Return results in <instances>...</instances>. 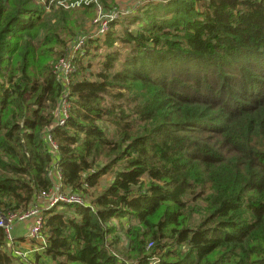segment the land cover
<instances>
[{"label": "trees", "instance_id": "obj_1", "mask_svg": "<svg viewBox=\"0 0 264 264\" xmlns=\"http://www.w3.org/2000/svg\"><path fill=\"white\" fill-rule=\"evenodd\" d=\"M73 14L0 0V215L40 206L51 264H264V0H145L105 34L96 78L64 85L50 61ZM55 172L86 205L43 210ZM121 236L130 261L104 245Z\"/></svg>", "mask_w": 264, "mask_h": 264}, {"label": "rangeland", "instance_id": "obj_2", "mask_svg": "<svg viewBox=\"0 0 264 264\" xmlns=\"http://www.w3.org/2000/svg\"><path fill=\"white\" fill-rule=\"evenodd\" d=\"M144 1L145 0H109V1H107V3H109V7H111V9L105 10L106 11L105 12V11H101L100 10L101 4L99 3V0H96V4L97 5L95 3H93L94 8L92 9L91 16H89L87 13H83V10L84 9H83V7H81V4H77V5H65V3H63V0H47V3L48 4H52L53 7H61L64 10H68V11L69 10H72V13H74L73 16L69 19V22H68L69 27L73 30L72 32H74V36L72 38H69L68 39V40H70L72 42H73V40H74V38L76 36H78V35H80L82 33H85L87 35H90L97 28V26L100 24L101 20L105 16H107L109 14H114V13L120 12V13L117 14V15H119L118 17H114L115 20H116V22H114V24L112 26H110L103 35L97 37V41H89L87 39L85 40V45H84V47L82 49V50H84L83 54H81L80 51L71 53L70 50H68L69 51V55L68 56H71V60L70 61L72 63V66L74 65V67H75L74 77H76V78H87L89 80H94L96 78L95 75L99 71V69L101 68V61L103 60V57L106 54V52L108 50H110V46L108 47L104 43V36H105V34L110 30V28H113V30H116L117 31V34H120L121 33V30L120 29H121L122 25L125 24V22L123 21L122 16H125V15H127V14L135 11V7L136 6H139V4H141ZM136 13L140 14V12H138V11H136ZM143 18H144L143 15H139V18H137L135 20V22H133L131 24H128V27L131 30H136V26L135 25L138 24V23H140L141 20L144 21ZM74 22H76V27H74V25H73ZM67 42H66V44H67ZM68 44H69V42H68ZM113 46L114 47L116 46V47L119 48L120 46H122V44L120 43L119 39H116V40H114ZM57 49H59V47H57ZM63 50L66 53L67 48L65 47V48H63ZM120 53L121 54L124 53L123 50L120 49ZM60 58H55V59L53 58L50 61L51 68L54 66V64ZM72 58H73V60H72ZM118 60H122V59L120 58ZM56 115H57V112H56ZM56 115H55V118H56ZM105 124L106 125H104V126H106V129L107 130H109V129L112 128L110 124H108V123H105ZM103 162H104V159H100L94 165V168L97 167V164H102ZM115 167H116V165L113 166V167H111L105 173L99 175L97 177V179H96L97 180L96 181V184H94L93 186H90V187H87L86 188V191L88 193L86 195H83L84 198L85 197H88V196H91L92 193H97V192L101 191L106 185H108V183L110 182V179L112 178V176L114 174L113 172L115 170ZM58 183H57V185L59 186ZM82 187H85V184H83ZM61 188H63L66 191H70V190H68L65 187H61ZM59 189L60 188H57L56 194H62L59 191ZM47 190L48 189L41 190L40 192H42V191L45 192ZM40 192L38 193V200H41L42 201L41 203H43V199L40 198ZM84 194H85V192H84ZM56 196H58V195H56ZM67 196H71L73 198L76 197L71 192H69L67 194ZM81 200H82V204L83 205H86V204H84L83 197L81 198ZM60 201H63V200H57L54 203H52L51 205H49L46 201H44V204L45 205L44 204L42 205V207H44L43 210L45 208H50L52 206H54L56 209L57 208H61V206H62L61 204H67L68 203V201H63V202H60ZM34 205L37 206L36 204H31L25 210H27L29 207L34 206ZM40 210H41V208H40ZM111 222L113 224L114 223H117V221L115 220V218H112L111 219ZM15 225L20 226L22 230L24 228V226L22 225V223L14 224V226ZM10 234H11V232H10ZM110 240L111 239L109 238L108 241L104 243V245L106 244L105 246L107 248H109V251H111L115 255V257L118 258L119 260L130 261V259H128V258L125 257V255H124L125 253L123 251L124 249H123V246H122V245L126 244V242H125L126 239L123 236L120 237V241L117 243V247H118L117 249L118 250H116L115 248H112V246H110L108 244L110 242ZM2 243H5V237L2 240ZM146 247H148V243H146ZM2 250H5V247L2 248ZM7 251L10 254H12L10 252V249L7 248ZM38 252H39V254L43 255L44 248H43V250L38 251ZM21 253H23V252H21ZM24 257L26 258L25 255H24ZM45 258H49V257L47 256ZM36 261L39 264H47L46 262H43L44 260H42L41 263H40V261L38 259H36ZM49 262H50L49 264H51L52 261L49 259ZM150 262H151V259H150Z\"/></svg>", "mask_w": 264, "mask_h": 264}, {"label": "built area", "instance_id": "obj_3", "mask_svg": "<svg viewBox=\"0 0 264 264\" xmlns=\"http://www.w3.org/2000/svg\"><path fill=\"white\" fill-rule=\"evenodd\" d=\"M63 3H65V5H77V4H88V3L96 4V0H63ZM100 10L104 11L101 7H100ZM118 13L120 12L114 13L115 15L109 14L105 16L101 20L97 28L90 35L82 33L76 36L73 42L72 41L69 42L68 50H70L71 53L80 51L82 54V49L85 45V40L86 39L88 40L90 38H97L103 35L108 29L109 21L115 19L114 17H118L119 16L117 15ZM68 55H69V51H68L67 56ZM70 60H71V56H68L67 60L66 58H60L53 66V71L56 72L57 74L56 78H58L64 85L69 81L70 74L74 70V66H72V63ZM63 95L65 96L66 94H63ZM66 107H67V103L65 101H62L60 105L59 114L56 115V118H55L56 124L63 123V119L66 114ZM46 140H47L49 147L54 150L56 148V145L52 140H50L48 135H46ZM57 183H58V173L55 172L53 187L48 189L45 192L43 191L40 192V198L43 199V203H41V206L44 204V201H46L49 205H51L57 200L68 201V203H73V204H78V205L82 204L81 197L77 195L76 193H72V194L75 195L77 198L67 196L68 193H65V192H61L62 194H56L57 187H58ZM63 201H60V202H63ZM39 207L40 206L34 205L24 211L8 212L5 215H0V232L3 233L5 237V243L0 244V249L2 250V248L4 247L6 251H7V248L10 249V252L23 264H39V263L36 261V259L31 262L27 258L24 257L25 254L19 251L10 232L14 224L23 223L25 224V227H26L25 238L29 242H35V245H36L35 250L41 251L43 250V248L45 249L46 238L41 233L42 219L40 217ZM157 262H158V259L156 257H152L150 264H157Z\"/></svg>", "mask_w": 264, "mask_h": 264}, {"label": "crops", "instance_id": "obj_4", "mask_svg": "<svg viewBox=\"0 0 264 264\" xmlns=\"http://www.w3.org/2000/svg\"><path fill=\"white\" fill-rule=\"evenodd\" d=\"M22 225L24 226L23 230L21 229L20 226L17 225H15L11 230V235L18 249L25 254L26 258L29 261L38 259L40 262L44 260L43 262L49 264L50 263L49 258H45V256L39 254V252L35 250V246H36L35 242H29L25 238L26 227L25 224L22 223Z\"/></svg>", "mask_w": 264, "mask_h": 264}]
</instances>
